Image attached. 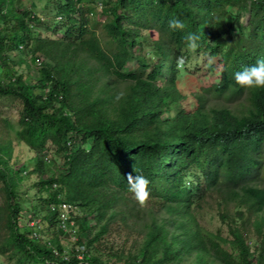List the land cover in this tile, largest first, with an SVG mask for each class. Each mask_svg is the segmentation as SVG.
<instances>
[{
  "label": "trees",
  "instance_id": "1",
  "mask_svg": "<svg viewBox=\"0 0 264 264\" xmlns=\"http://www.w3.org/2000/svg\"><path fill=\"white\" fill-rule=\"evenodd\" d=\"M55 12L50 25L0 0V103H18L19 142L35 161L27 173L49 146L63 159L34 184L43 220L57 221L61 201L80 206L95 220L86 246L99 244L117 218H140L127 190L140 174L152 202L144 242L133 259L104 261L22 230L25 164L0 112V254L16 264H264V87L233 75L264 59V0H57ZM26 57L38 67L32 83L17 71ZM240 97L239 108L226 104ZM209 200L226 234L198 221Z\"/></svg>",
  "mask_w": 264,
  "mask_h": 264
},
{
  "label": "rangeland",
  "instance_id": "2",
  "mask_svg": "<svg viewBox=\"0 0 264 264\" xmlns=\"http://www.w3.org/2000/svg\"><path fill=\"white\" fill-rule=\"evenodd\" d=\"M21 6L24 9L36 13L42 18L47 24H52L56 20L55 10L57 0H20ZM37 33L44 34V30L39 28ZM132 65V64H130ZM134 65V64H133ZM132 65V66H133ZM18 72H23L25 76L29 77V81L32 83L38 76L37 64L29 62L26 57L23 64H21ZM188 86V87H187ZM184 87L190 88L187 84ZM15 99H2L0 103V112L6 118L7 139L12 145L13 155L18 154L20 160H23L25 164V173L23 180L20 183L19 194L23 197L22 205L23 210L18 218V225L24 229H30V221L33 219L38 220L37 232L40 234L41 242H50L55 247L61 245L64 249V255H72L77 253L82 256V253L86 252L87 255L93 256L99 254L101 259L106 261L107 259L117 260L119 257L123 261L126 258L133 259L137 257L141 250L144 242V235L140 231V224L147 220L148 210L152 206V202L147 199L144 204H141L142 212L140 218L137 220L127 219L122 221L119 218L114 220L110 224V230L101 238L99 244L93 246H86L87 239L91 234L92 230H87L85 226H93L95 220L93 214H85L84 210L79 206L71 216L73 225L69 231L59 229L58 220L54 224H50L43 220L45 215V208L40 205L39 192L37 187L34 185L38 178L47 177L51 174H58L62 169V154H58L54 146H49V152L41 151L37 154L38 160H42V169L36 173L29 174L28 170L34 168L35 161L30 159L27 149L23 148L19 142L18 132L19 124L18 118V103H15ZM244 102V97L230 99L226 102L232 108H239L240 104ZM30 155L35 156L30 153ZM132 196V195H130ZM2 202L1 195V184H0V203ZM220 208L217 203L213 200L207 201L203 205L202 209L196 211L197 219L200 223L208 230L215 232L218 228H221L222 232L226 234V226L221 222L219 217ZM33 219H32V217ZM9 227L2 223V232L6 236L9 234ZM250 235V234H249ZM251 249L255 247L256 238L251 235L250 237ZM7 253L0 254V264H16L15 259L8 257Z\"/></svg>",
  "mask_w": 264,
  "mask_h": 264
},
{
  "label": "clouds",
  "instance_id": "3",
  "mask_svg": "<svg viewBox=\"0 0 264 264\" xmlns=\"http://www.w3.org/2000/svg\"><path fill=\"white\" fill-rule=\"evenodd\" d=\"M170 28H183V23L180 20L172 19L169 20ZM189 47L195 48L196 43L195 39L192 36H189ZM178 64L183 65V58L178 59ZM234 79L237 84L246 87H255L260 88L264 87V59H259L257 62L249 67H245L241 71H237L234 74ZM149 180L140 174H135L134 176L129 174L127 176V190L132 193L135 199L140 203L144 204L145 201L149 198L150 188Z\"/></svg>",
  "mask_w": 264,
  "mask_h": 264
},
{
  "label": "built area",
  "instance_id": "4",
  "mask_svg": "<svg viewBox=\"0 0 264 264\" xmlns=\"http://www.w3.org/2000/svg\"><path fill=\"white\" fill-rule=\"evenodd\" d=\"M53 208V206H50ZM77 206L75 204H71L65 201H61L57 204L56 210L58 212L57 220H58V227L61 230L69 231L73 222L71 221V216L75 212ZM31 228H38V221L32 220L30 221ZM33 236L41 239L40 234L37 232V229L33 231ZM48 246L51 245L50 242H45ZM81 257V256H78Z\"/></svg>",
  "mask_w": 264,
  "mask_h": 264
}]
</instances>
